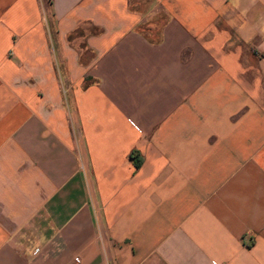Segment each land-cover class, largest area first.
I'll return each mask as SVG.
<instances>
[{
	"label": "crops",
	"instance_id": "crops-1",
	"mask_svg": "<svg viewBox=\"0 0 264 264\" xmlns=\"http://www.w3.org/2000/svg\"><path fill=\"white\" fill-rule=\"evenodd\" d=\"M0 264H264V0H0Z\"/></svg>",
	"mask_w": 264,
	"mask_h": 264
},
{
	"label": "built area",
	"instance_id": "built-area-1",
	"mask_svg": "<svg viewBox=\"0 0 264 264\" xmlns=\"http://www.w3.org/2000/svg\"><path fill=\"white\" fill-rule=\"evenodd\" d=\"M73 260L78 261V256H75Z\"/></svg>",
	"mask_w": 264,
	"mask_h": 264
}]
</instances>
